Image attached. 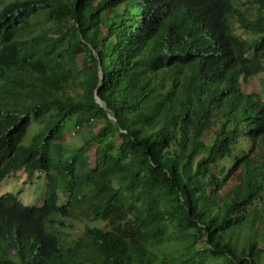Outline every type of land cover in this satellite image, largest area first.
Returning a JSON list of instances; mask_svg holds the SVG:
<instances>
[{
  "label": "trees",
  "instance_id": "obj_1",
  "mask_svg": "<svg viewBox=\"0 0 264 264\" xmlns=\"http://www.w3.org/2000/svg\"><path fill=\"white\" fill-rule=\"evenodd\" d=\"M7 1L0 182L46 192L0 195V264H264V0Z\"/></svg>",
  "mask_w": 264,
  "mask_h": 264
},
{
  "label": "rangeland",
  "instance_id": "obj_2",
  "mask_svg": "<svg viewBox=\"0 0 264 264\" xmlns=\"http://www.w3.org/2000/svg\"><path fill=\"white\" fill-rule=\"evenodd\" d=\"M7 2H10V0ZM2 8L3 6H0V9ZM233 25L235 33L247 37L248 33L242 29L236 21ZM243 87L248 92H257L264 98V72L251 77L244 83ZM74 123L75 119L72 118L67 125L69 129L64 132V141L67 145L71 146L82 145L88 139L91 132H98L102 126L100 120L92 121L89 127H84V129L79 132H75L73 128H70ZM94 150V146L89 150L90 160L93 165L95 163ZM6 192H12L18 195L26 205H42L46 192V177L43 175H35L33 178H29L24 172H19L18 174L11 176L9 179L0 182V195ZM63 202L64 198L62 197L60 203ZM56 219H61V217H56ZM65 221L70 225L61 229V232L65 237L71 240L76 239L82 233L87 223L91 226L104 225V220L96 219L88 222L86 218L80 214ZM249 226V222L245 221L239 224L238 229L240 232L245 233L249 230ZM7 253L12 257H17L14 250L8 249Z\"/></svg>",
  "mask_w": 264,
  "mask_h": 264
},
{
  "label": "clouds",
  "instance_id": "obj_3",
  "mask_svg": "<svg viewBox=\"0 0 264 264\" xmlns=\"http://www.w3.org/2000/svg\"><path fill=\"white\" fill-rule=\"evenodd\" d=\"M9 179V178H8ZM7 180V179H6ZM5 181V180H4Z\"/></svg>",
  "mask_w": 264,
  "mask_h": 264
}]
</instances>
